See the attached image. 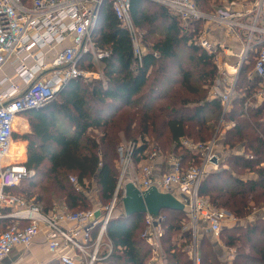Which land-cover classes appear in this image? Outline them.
Returning <instances> with one entry per match:
<instances>
[{
    "label": "trees",
    "instance_id": "trees-1",
    "mask_svg": "<svg viewBox=\"0 0 264 264\" xmlns=\"http://www.w3.org/2000/svg\"><path fill=\"white\" fill-rule=\"evenodd\" d=\"M195 1L199 10L213 12L203 9L212 8L211 0ZM151 2L159 8L147 6ZM130 14L137 27L148 26V33L158 36L146 38L143 64H135L131 36L106 3L92 40L96 50L109 54L100 59L101 67L91 53L80 61L81 68L98 70L103 78L90 82L71 79L49 103L25 112L29 133L15 134V139L28 142L23 165L34 175L6 191L33 202L45 213L62 200L72 211L90 209L88 195L75 188L71 176L83 186L95 179L102 199L110 201L119 178L118 147L123 138L141 137L145 141L149 136L155 146L164 152L176 151L183 164L190 166L198 161L189 151L179 150V140L187 137L206 142L214 135L223 107L219 99L209 98L206 88L216 78L217 66L196 43L204 21H194L187 29L179 16L151 0H132ZM157 27L162 29L158 33ZM252 68V64L243 68L238 82L241 95L225 117L235 122L225 136L229 154L222 168L211 172L200 186L201 195L237 219L223 228L220 236L227 248L235 249L231 264H264V218L249 220L264 209V101L256 106L252 97L260 82L248 78ZM251 97L252 105L246 106ZM241 145L252 157L236 153ZM144 149L143 144L138 151ZM12 210L0 206V233L16 223V219L4 216ZM161 212L167 217L165 262L193 264L184 250L192 242L182 222L185 210ZM143 217L122 213L111 220L106 239L112 242L113 250L103 264H152L151 248L140 237L145 227ZM27 223L22 221L21 225ZM178 233L180 238L174 240ZM200 250L201 264H224L206 237L200 242Z\"/></svg>",
    "mask_w": 264,
    "mask_h": 264
},
{
    "label": "built area",
    "instance_id": "built-area-1",
    "mask_svg": "<svg viewBox=\"0 0 264 264\" xmlns=\"http://www.w3.org/2000/svg\"><path fill=\"white\" fill-rule=\"evenodd\" d=\"M151 1L170 9L187 29L194 21H204L196 43L213 58L218 69L216 78L206 86L209 98L219 99L223 107L216 132L206 142L187 137L179 140V150L189 151L198 161L190 166L183 164L176 151L164 152L151 146L148 138L143 142L123 138L118 147L119 178L109 203H97L80 211H72L63 203L45 213L33 202L6 191L34 175L22 164L1 165L11 150L19 115L49 103L71 79H86L89 73L80 67L85 54L92 53L97 64L109 54L96 50L92 40L106 3L131 36L136 65L143 64L146 47L130 14L132 0H0V73L8 64L14 73L0 78V206L13 208L4 216L17 220L0 233V264L15 248L30 247L45 232L47 247L56 255L58 264L101 263L113 250L112 242L106 241L107 230L113 218L125 213L119 212V208L124 209L128 183L141 192L156 187L161 193L175 195L185 205L189 222L184 231L192 232V242L185 249L193 264H201V228L219 239L224 225L237 221L227 210L201 195L200 186L211 172L223 166L226 156H222L221 148L229 151L224 138L235 122L225 117L241 95L238 82L246 65H253L248 78L260 80L252 96L256 106L264 101V0H228L211 13L199 10L195 0ZM216 28L224 29L229 40L212 39ZM230 40H235L237 47ZM58 47L62 49L57 50ZM252 97L246 106L252 105ZM143 144L145 149L138 151ZM236 153L252 157L242 149ZM70 182L89 195L87 184L81 185L75 176L70 177ZM166 218L162 212L144 214L145 227L140 236L150 246L153 260L159 263L165 260ZM22 221L28 223L23 226Z\"/></svg>",
    "mask_w": 264,
    "mask_h": 264
},
{
    "label": "crops",
    "instance_id": "crops-1",
    "mask_svg": "<svg viewBox=\"0 0 264 264\" xmlns=\"http://www.w3.org/2000/svg\"><path fill=\"white\" fill-rule=\"evenodd\" d=\"M211 37H212V39L226 38L227 40H229L227 37L226 31L224 29H220V28H216L212 32ZM230 41L235 46L237 45V42L235 40H230ZM61 49H62V47L57 48V50H61ZM94 62H95V60H94ZM95 64H97V63L95 62ZM97 66L101 67L100 61L97 64ZM95 77L96 78H103L102 74L100 77L99 76H95ZM25 112H23L19 115V117L16 121V124H15V127H14L13 148H16L19 151V156H20L21 160L20 161L4 162V163L1 162V165H8V164H22L23 165L27 161L28 142L25 140H22V139H15V134L24 135V134H27L31 131L29 120L25 116ZM243 146L244 145H241L240 147L237 148V150L242 149L244 151ZM1 207L3 208L4 206H1ZM0 215H2L1 212H0ZM257 218H264V209L263 210H257L251 217H249V220L254 221ZM45 233L38 236L30 247L25 248V247L19 246V247L15 248L4 259L2 264H58L56 255L51 253L47 247V239H46ZM204 233H208V232H206V229L204 230V232L201 231V233L198 236V241L202 239ZM208 235H211V234L208 233ZM214 242H215V245H214L215 249H217L219 254H221L220 256H222V254L225 253L224 252L225 250H223L222 247H224L225 245L223 246L220 238L219 239L215 238ZM185 248H187V247L185 246ZM184 250H186V249H184ZM232 250H234V249L226 248V251H228V254H230V252H232ZM187 254H188V252H187ZM152 256L153 255H151L150 263H152V264H167L165 262V260L163 263H159L156 260H153L154 258H152ZM230 256H233V253H231ZM232 258H234V257H232ZM225 262H226V264H231L232 260L228 259Z\"/></svg>",
    "mask_w": 264,
    "mask_h": 264
},
{
    "label": "rangeland",
    "instance_id": "rangeland-1",
    "mask_svg": "<svg viewBox=\"0 0 264 264\" xmlns=\"http://www.w3.org/2000/svg\"><path fill=\"white\" fill-rule=\"evenodd\" d=\"M228 0H211L210 1V3H209V5L210 6H212V8H207V7H202L203 9H205L206 11H212V9H213V11H215V10H217L218 8H220V7H222L226 2H227ZM160 5V4H159ZM147 6H149V7H152V9H157V8H159L156 4H154V3H147ZM163 6V5H162ZM165 7V6H164ZM165 8H167V7H165ZM168 9V8H167ZM172 14H173V12L170 10V9H168ZM138 29H139V31H140V33H141V35H142V40H143V44L145 45V47L147 48L148 47V43H147V41H146V38L147 39H150V40H152V39H154V38H157L158 36L156 35V34H149L148 33V30H149V27L148 26H144V27H138ZM160 30H162L161 28H156V33H158ZM189 66V65H188ZM91 70H93V68H90ZM88 71V70H87ZM89 72V71H88ZM101 72L99 71L98 72V70H97V72H89V75H88V77L86 78V79H84V80H86L87 82H90V81H92L94 78H96L95 76H101V74H100ZM6 75H9V76H13L14 75V73H13V67L12 66H10L9 64L8 65H6L5 67H4V70L0 73V78H2V77H4V76H6ZM220 121V117L218 118V120H217V123ZM218 125V124H217ZM217 125H216V128H217ZM216 128H215V132H216ZM215 132H214V134H215ZM98 135L99 133L98 132H95V135ZM214 136V135H213ZM148 138H150L149 139V144L151 145V146H155V144H156V142H155V140L153 139V138H151V137H149L148 136ZM126 140H133V141H144V138H141V137H138V139L137 138H125ZM163 141H164V139H162ZM161 140V142H163ZM224 142H225V138H224ZM169 146V148H170V145H167L166 147H168ZM226 148H228L227 146H225ZM221 151H223V153H222V156H227L228 154H229V151H225V150H223V148H221ZM10 160V161H9ZM21 159H20V156H19V151L16 149V148H12V151L10 152V154L4 159V162H11V161H20ZM222 168V167H221ZM220 168V169H221ZM118 170H119V168H118ZM87 183V185L89 186V189H90V193H89V195H88V198H89V206L88 207H90V208H92L95 204H97V203H100V204H107V203H109V201L107 202V201H105V200H103L102 199V197H101V192H100V189H99V186L97 185V181L95 180V179H93L92 181H90V182H86ZM91 190H92V192H91ZM63 203H64V201L62 200V201H58L57 203H56V208L57 207H60V206H62L63 205ZM124 211V209H122L121 207L119 208V212H123ZM143 219H144V217H143ZM182 222L183 223H185V224H187L188 222H189V220H188V218H187V212L185 211V213H184V218H183V220H182ZM234 224V222H231V221H228L225 225H224V227L223 228H225V227H229V226H232ZM204 228H201V230L200 231H203L204 232ZM142 232H143V230H142ZM141 232V233H142ZM186 232H188V233H190V236H192V232L190 231V230H187ZM165 234V233H164ZM180 234L181 233H178V235H176L175 237H174V240H177V239H179L180 238ZM140 236H141V234H140ZM166 237H167V234H166V236L164 235V239H166ZM204 237H206L207 239H208V241H210L213 245H215V237H213V236H211V235H208V233H204V235H203V237H202V239L204 238ZM201 239V240H202ZM201 240H199V242H198V244H199V246H200V242H201ZM221 240V239H220ZM106 241H107V239H106ZM222 242V241H221ZM189 244V243H188ZM222 244H223V242H222ZM223 246H224V244H223ZM107 246L105 245L104 247H102V250H104L105 248H106ZM185 248V247H184ZM223 248V250H225L224 252V254H222V256H220L221 254H219V252H218V250L216 249V251L218 252V255H219V258H220V260L224 263V264H226V260H228V259H230V260H233V258L232 257H234V255H235V249L234 250H232V252H230V254H228V251H226V248L227 247H222ZM231 253H233V256H230L231 255ZM200 255H201V250H200ZM190 257V256H189ZM232 258V259H231ZM193 263V262H192ZM97 264H103L102 263V261H101V263L99 262V263H97ZM104 264H107V263H104Z\"/></svg>",
    "mask_w": 264,
    "mask_h": 264
},
{
    "label": "water",
    "instance_id": "water-1",
    "mask_svg": "<svg viewBox=\"0 0 264 264\" xmlns=\"http://www.w3.org/2000/svg\"><path fill=\"white\" fill-rule=\"evenodd\" d=\"M123 206L125 214L128 217L146 213L158 215L163 210H185V205L175 195L171 193H161L156 187L141 192L132 183L126 185ZM99 214L100 213L97 212L96 215L99 216ZM5 218L13 217L10 216Z\"/></svg>",
    "mask_w": 264,
    "mask_h": 264
},
{
    "label": "bare ground",
    "instance_id": "bare-ground-1",
    "mask_svg": "<svg viewBox=\"0 0 264 264\" xmlns=\"http://www.w3.org/2000/svg\"><path fill=\"white\" fill-rule=\"evenodd\" d=\"M12 148H13V144H12L11 150L9 151L8 155H9L10 152L12 151ZM8 155H7V156H8ZM7 156H6V157H7ZM6 157H5V158H6ZM2 162L4 163V159L2 160Z\"/></svg>",
    "mask_w": 264,
    "mask_h": 264
}]
</instances>
